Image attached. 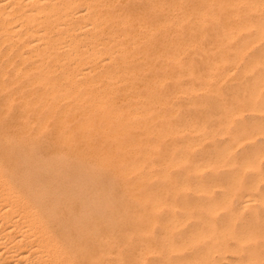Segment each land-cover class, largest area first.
<instances>
[{"label":"bare ground","instance_id":"obj_1","mask_svg":"<svg viewBox=\"0 0 264 264\" xmlns=\"http://www.w3.org/2000/svg\"><path fill=\"white\" fill-rule=\"evenodd\" d=\"M144 2H147L146 8H142ZM260 2L259 6L264 5L263 1ZM258 4H255V7ZM263 7L260 6L261 11ZM160 12L167 16V25L171 19V9L160 4L158 0H0V264H112L109 257L114 255L118 248L105 232L104 215L94 211L96 200L90 193L91 183L94 181L92 182L90 174L106 172L113 159L119 157L121 160V157H124L119 155H123L125 147L127 148L124 140L127 136L126 128L129 126L127 123L143 111V108L142 111L135 109L139 102L134 99H139L138 90L141 89L138 76L146 71L153 73L152 64L157 60H171L168 36L162 35L158 40L155 39V30L159 26L157 16ZM255 44L251 43L248 48ZM248 48L242 49L249 52ZM234 63L233 67L236 61ZM226 75L228 78L229 75ZM262 77L259 78L260 81L264 79ZM222 80H226V76ZM255 81L251 82L258 84ZM146 86V89L151 87L150 84ZM259 87L255 88L256 91ZM257 94L255 97H259ZM262 106L261 109H264V104ZM144 107L145 116L151 115L154 109ZM235 110L240 109L237 107ZM154 118H151L152 121ZM165 122L167 125V118ZM147 126L150 127L148 124ZM134 127L137 126L132 128ZM255 129L258 132L259 129ZM162 130L164 129H159V132ZM244 130L242 129L244 137H240L238 133L236 137L246 142L245 139L249 137L245 138L248 131ZM152 133L148 136L157 135ZM260 133L253 136L257 135L259 138ZM167 134L165 133L166 136ZM248 135L251 137L252 134L249 132ZM128 141L132 142L131 139ZM197 147L192 146V149ZM237 148L239 149L231 148V151H236ZM180 151L179 154L182 153ZM229 151L226 154L231 155ZM261 155L263 159L264 156ZM147 156L149 157V154ZM257 156L259 155L254 156L255 159H258ZM243 164L245 165V162ZM206 167L208 168V165ZM241 171L244 176V170ZM255 184L257 185L256 182ZM255 187L258 189V186ZM255 187L253 186L256 191ZM201 192L203 194L202 190ZM199 194L201 193L198 190ZM246 196H243L244 210L252 207L251 204V207L246 204V201L254 200V203H260L256 196L255 199L250 195L249 198ZM201 197L203 199V196ZM260 198L264 203V197L261 195ZM231 199L233 201V198ZM159 206L155 207L159 209ZM222 208L227 209L226 206H221L220 209ZM206 209L205 215L198 216L199 220L197 219L192 229H188L189 232L179 241L172 237L164 238L159 242L158 249L154 246L157 244H152L143 237L141 245L131 248L128 264H143L147 262L149 254L158 256V264H173L175 261L180 264H264V210L261 222L256 220V210L252 212L255 217L252 223L240 224L237 228L232 224L233 219L217 227L212 219L215 210H209L208 207ZM140 211L142 212L141 209ZM146 226L149 227L150 222H147ZM142 231L150 232L147 227ZM184 250H188L190 254L172 259V254H179ZM113 263L127 264L124 263L120 251Z\"/></svg>","mask_w":264,"mask_h":264},{"label":"rangeland","instance_id":"obj_2","mask_svg":"<svg viewBox=\"0 0 264 264\" xmlns=\"http://www.w3.org/2000/svg\"><path fill=\"white\" fill-rule=\"evenodd\" d=\"M260 1H263L262 4H264V0H258V2L257 0H158L160 4L170 7L171 19L166 25L165 23L167 16H165V14L162 12L158 14L157 25L159 26L155 30V39L158 40L162 35L168 36V47L171 60H157L154 62V64H152V67L154 68L153 73L146 71L138 76V83L140 84L141 89L138 90L139 99H134L139 102V104L135 106L136 110L142 111L141 108H143L144 111V106L153 108L154 110L153 112L151 111L152 114L149 116H145L146 112L142 111L141 113L143 114L140 113L142 116L140 114L135 115L137 118L135 117L132 121L127 123L129 126L126 125L127 128L125 127L127 136L124 137V140L125 145H127V148L125 147V149L128 150H124L123 155H119L120 157H124H121V160L118 159L119 157L113 159L106 172H91L90 174L92 182L94 181L91 183L90 188V193L93 195V197H95L96 200L94 201V211L97 214L104 215L103 221L106 224L104 225L106 227L105 232H107V235L111 241H114L116 244L118 250L115 252V254L117 255V253L120 251L124 263L128 264L131 258V248L133 246L141 245L142 241L144 240L143 237H145L147 241L150 240L152 244H157L154 246L158 249L160 246L159 242H161V240L164 238L172 237L175 241H179L199 220L198 216L205 215L207 207L209 210H215L212 219L216 223L217 227L222 226L223 223L227 224V221L232 219L234 220V223L232 222L233 220L231 221L232 224H235L237 228L242 224L247 225L252 223L255 219L252 212H255L256 210H258L256 220L260 222L262 221L261 215L264 210V203L261 202L262 198L260 197L261 195L264 197V158L262 159L260 156H262L261 154L264 156V133L262 134V132H264V109H261V106L264 104V79L260 81V77H264V16H262V14H264V9L261 11L262 7L260 9V6L264 5L259 6L261 3ZM254 2L255 4H258L259 2L260 3L257 5V7H255ZM146 3L147 2L143 3L142 8L147 7ZM254 9H257V11ZM243 18L244 20H242ZM252 32L254 33L252 34ZM252 36H254L255 39H253ZM248 38L251 39L249 40ZM251 43L252 45L254 43L257 45L255 44L253 47L248 48V46H251ZM241 44L243 46H241ZM243 47L244 49L248 48L247 51L249 52H246L244 49H242ZM241 56H244V58ZM225 58H227V60ZM236 58H240L241 60H237ZM175 59H178L179 61L177 60V62ZM235 61L238 67H235L236 65L233 67ZM237 62L239 64H237ZM248 66L249 68H247ZM170 71L173 72L171 73ZM226 74H228L230 77L228 76L227 78ZM225 76L226 80H222ZM251 81L253 83L255 81V83L258 84H253ZM220 82L221 84H219ZM148 84H150L151 87L146 89V85ZM234 84L236 86H234ZM258 87L259 90L256 91ZM255 93L259 97H255ZM253 97H255L256 100H254ZM141 105L142 107H139ZM237 107H239L240 110H235ZM259 109L263 111L261 112L262 114L260 113L261 110L259 111ZM258 112L260 114H257ZM149 113L150 111L147 112V114ZM235 115H237V117ZM157 117L159 118L156 119ZM151 118H154L156 121H152ZM166 118L168 122L167 125L171 126V123H174L175 125H172L174 128L169 126L171 128L170 129L166 125ZM160 122L163 124L161 125ZM147 124L150 125V127L147 126ZM135 125L137 127L132 128ZM238 125L240 126L238 127ZM255 126L257 129H259L258 132H261H259V138H257L259 133L255 129ZM143 128L145 129L143 130ZM179 128L182 130V132L179 130ZM149 129H151V131L148 132L147 130ZM152 129L154 131L153 133ZM159 129L164 130L159 132ZM242 129H245L244 131H248L247 133L243 132L244 134L246 133L245 138L249 137L248 139H245V141L250 140L249 142L246 141L247 143L243 141V138L242 141L238 139L240 137H244L242 134ZM172 130L173 132H171V134L170 131ZM183 131H186L185 134ZM249 132L252 134L251 137L250 135L247 136ZM151 133L157 134L155 135L156 137L154 135L148 136ZM165 133H168L167 136ZM178 133H181L182 135ZM237 133L240 134V137L238 138L236 137L238 136ZM142 134L145 135L142 136ZM253 134H257L256 137H254L255 135L253 136ZM135 135L137 137H135ZM261 135H263V137ZM160 136L161 138H159ZM223 137L226 138L224 139ZM127 138L128 140L131 139L132 142L128 141ZM164 138H166L168 141ZM233 138L235 139L233 140ZM134 141H136V143ZM138 141H141L142 145L141 142L139 144ZM154 142H156V145ZM258 142L262 143L259 144ZM157 143L160 144L158 145ZM191 145L193 147H198L193 150ZM236 147H239V149L237 148L236 151L232 150L234 151L232 152L231 148ZM180 150L182 153L179 154ZM210 150L212 151L210 152ZM228 151L232 154H226ZM258 151L262 153L258 154ZM133 153L137 154L138 156ZM147 154H149V157ZM256 155H259L257 156L258 159H256L260 161L259 163L261 165L258 163V161H256ZM259 157L262 160H260ZM246 160L249 164L246 162ZM123 161L124 163H122ZM145 161L147 163H145ZM198 161L201 162V165ZM141 162L143 163L141 164ZM196 162H198V167L195 165ZM242 162H245V165ZM152 164L154 165L152 166ZM171 164H175V166L173 167ZM199 165L201 167L203 166L202 169ZM205 165H208L209 169ZM258 165L259 167H257ZM137 166L140 167L138 168ZM245 167H248L249 169L253 168L254 170H249ZM133 169H135V171ZM203 169H207V171H201ZM241 170H244V176ZM123 171L127 172L125 173ZM117 172L119 173L117 174ZM239 173H241V175ZM261 175H263V177H261ZM241 176L243 177L242 179L240 178ZM235 177H238L239 179H236ZM261 178H263V180ZM254 180L257 185L255 184ZM253 186H258V189L255 187V191ZM200 187L202 189H200ZM198 190L199 193H201L199 195ZM201 190L203 191L204 195L202 194ZM211 191L213 192L210 193ZM245 195H247L246 198H249V195L252 199L256 198L260 201V203H254V200L251 202L246 201V204L249 206L251 204V206H254V208L250 206L251 208L244 210L242 205L244 204L243 201L245 198H243V196ZM201 196H203V199ZM227 197H229V199ZM231 198H233V201ZM227 202L229 203L228 205ZM211 204L221 205L215 206ZM154 205H160L158 207L159 209H157ZM161 206L164 207L162 208ZM213 206L216 207V209ZM221 206H226L227 209H220ZM239 207L240 209H238ZM243 210L244 212L242 213ZM145 213L146 216H144ZM230 213H232V216L229 217ZM184 217L186 218L184 219ZM182 218L183 220H181ZM174 220L177 222L175 223ZM183 221H185V223ZM147 222H150L149 227L146 226ZM146 227L148 230H150V232L144 233L142 231V229ZM173 227L175 228L174 230L172 229ZM115 254L111 255L112 257H109L112 264L115 262ZM189 254L190 252L188 250H184L182 253L172 254V259L175 260L180 256H188ZM156 258H158L156 254H149L147 257V262H144L143 264H158V259ZM175 262L173 264H175ZM177 262L176 264H180Z\"/></svg>","mask_w":264,"mask_h":264}]
</instances>
